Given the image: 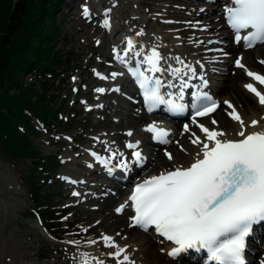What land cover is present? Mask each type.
<instances>
[{"label": "rangeland", "instance_id": "374dc122", "mask_svg": "<svg viewBox=\"0 0 264 264\" xmlns=\"http://www.w3.org/2000/svg\"><path fill=\"white\" fill-rule=\"evenodd\" d=\"M85 2H88L92 7L91 20H87L82 16V7ZM166 2L171 4L169 8L176 9V6L173 5V3L176 4V0H62L55 10V21L58 23V26L56 27L54 49L65 54L69 52L68 56L71 61L62 62L60 64L62 67L57 69L60 77L59 80L64 79V83H61L57 77L52 84L51 79H48L49 83L46 86L50 85L52 87L50 94L54 92V95H56L54 98L55 106H58L62 102L57 114L58 119H65L68 115L69 117L74 115L72 119H75L76 122L73 123L74 126L72 128L67 130L62 129L63 132H58L57 129H49L48 124L44 123L41 117L30 114L31 123L37 130V133L29 136V140L38 149L42 157L53 155L58 158L54 157L53 159L58 161L48 168L49 174H47L48 180H46V185L50 191L51 188L56 191L54 193V203L63 204L62 206L65 207L66 215L60 221L64 224L67 223L68 226L65 229L56 225L57 227L53 230L49 228V234L44 230L37 216L29 214L32 202L27 191L25 179L29 173V167H33L30 163L31 159L30 157L15 159L0 146V241L4 243L8 235H11L10 241L16 238V240H23L25 246L20 245L18 247L19 245H11L10 250L15 251V253L24 254L26 256L24 259L43 261L55 260L59 257L60 260H77L76 258L79 257L80 253L87 252L91 257H95L96 259H100L101 257V260L105 264H113L119 258H113L109 253L114 252L116 249L115 247L106 246L103 240V236H111L115 245L125 247L130 252V258L135 261V264H147L146 260L151 258V256H159L160 258L150 260V264H180L168 256V247L160 243L157 238L154 239L149 234V238H151L150 242L141 240L142 243L139 242V244V239H135L131 235L132 232L126 233L123 230L124 226H128L129 224V215L127 214L126 218L127 212L125 210L121 214L115 211L121 202L120 199H112L109 205H105L107 204L105 203L98 209L94 198H76L68 195L65 188L66 184L59 178L60 175L63 176L67 173L76 177L77 174L80 175L86 173V171H90L85 166L80 165V162L89 161L87 153L84 150L85 148L95 149L94 147L97 146H94V143L97 137L102 138L103 142H114L115 139L109 133V130L114 128L122 129L123 133L130 131L132 133L130 136L135 138L140 135V133H136V130L140 129L142 133L145 128L144 122L137 124V118L140 115L134 114H138V112L132 108L126 109L125 96H107V99H105L104 96L97 94L95 91L99 84L94 77L95 71L101 72L100 70L103 67L100 65H104L105 62L108 65H112V63L108 56L101 55L100 53L104 46L99 45L97 41L103 37L105 30L100 20L96 21L95 16L93 17L94 13L98 12L101 5L106 10L120 6L121 12L117 16L121 17L122 20L130 18L127 27H135V24L139 25L143 23L148 29L150 28L149 30L158 31L161 29L160 26L163 21L158 15L160 9H157V7L161 3V8L168 9ZM198 5L195 6V9L198 8ZM216 6L213 4L210 7ZM217 13L219 12L211 10L209 14H204V16L210 15L211 17L212 15H217ZM96 25L98 26L95 28ZM218 29H221L220 33L223 30L221 27ZM171 31L179 34L174 27L171 28ZM173 32L171 33L173 34ZM118 35L119 33L108 39L104 51L110 52L111 41H114L113 38L118 37ZM227 40H230V36ZM229 54L230 58L228 62L231 66L233 64L232 58L235 57V54H231V52ZM66 57L67 55L63 59H66ZM101 60L104 61L101 62ZM258 68L264 70L261 69V65ZM104 71L102 70V73ZM42 74L38 69H33L23 75V81L24 83L34 82L38 90L42 91L44 87L41 85L40 79H44L45 76L43 75L42 78ZM70 74L71 77H69ZM68 85L73 86V90L69 94H67ZM60 90L61 92H58ZM234 91H230L232 95ZM105 102L109 104V107H105L103 110L98 109ZM253 102L246 105L247 108L245 107L244 112H249V110L251 111L252 108L256 107V102ZM221 105L223 106L222 103ZM221 105L220 109L214 113V116L210 117V119H202L198 123L218 118L221 115ZM115 106L118 109H115ZM225 109L226 106H224ZM236 109L238 110V108ZM69 119L71 120V118ZM139 119L141 118L139 117ZM57 120L56 122H58ZM19 124L21 125L22 123ZM173 128L174 132H177L180 126L179 124H175ZM191 135V132H188L182 138L188 140ZM126 138L128 137L124 136L121 140L125 141ZM176 141H178L177 133L173 135L171 141H168L164 146L158 147L156 152L153 153L154 157L162 156L166 149L175 145ZM116 144L118 145V143ZM105 153L107 154L108 151ZM156 165V159H154L150 165L144 167L143 172L147 173L152 168H155ZM38 168L39 166H37ZM94 175L96 174L94 173ZM40 182L42 183V181ZM122 198H124V195ZM118 230H122V233L118 237H115ZM71 241H76L77 243H70ZM90 241H95V243H89ZM261 242L263 244L264 239H261ZM88 245L93 246L90 252L86 249L90 248ZM151 246H154L153 252L152 248H150ZM9 253L11 254V252ZM34 253L37 256L33 255ZM13 257L12 255L6 256L4 258L5 264H21ZM6 259L8 261L9 259L11 260L8 262ZM137 259H139V263L136 262Z\"/></svg>", "mask_w": 264, "mask_h": 264}, {"label": "snow or ice", "instance_id": "6c2138e0", "mask_svg": "<svg viewBox=\"0 0 264 264\" xmlns=\"http://www.w3.org/2000/svg\"><path fill=\"white\" fill-rule=\"evenodd\" d=\"M84 14H88L87 9ZM224 15L233 30L236 43L243 41L245 48H251L264 42V0H230V4L224 9ZM103 24L105 27L110 26L107 19ZM242 30L246 31L243 36ZM133 49V40L127 38L124 56L116 54L115 58L121 63H126L124 57L133 52ZM113 52L117 53V50L113 48ZM134 55L139 56L141 53L135 52ZM162 59L160 53L153 49L151 55L144 57L143 62L148 66V71L158 73L162 71L159 66ZM176 60L177 63H183L179 57H176ZM234 62L236 67L245 70L248 77L264 86V75L248 70L241 57H236ZM260 63L264 64V60ZM139 67L137 64V68ZM185 67L187 72L184 68L169 67L172 74L181 81L175 99L171 98L173 94H169V98L165 99L161 93L163 83L159 78L146 76L142 71L134 73L150 108L167 104L171 111L184 110L183 89L189 87L188 80L197 77V72L191 65ZM116 75L117 73H112L113 77ZM184 76H187V79H184ZM199 78L202 81L201 87H206L208 81L202 74ZM168 86L175 87L174 84ZM244 87L257 97L261 106H264V93L252 83H247ZM95 91L105 90L97 88ZM224 104L231 109L227 115L239 124V131L235 133L238 138H227L228 133L223 130L198 124L200 132L204 133V139L193 133L195 138L191 139V143L200 146L193 160L187 166L172 164L168 169L137 182L125 203L115 209L120 213L130 202L134 212L130 217L133 225L145 231L154 227L156 234L174 244L167 253L169 257L176 258L189 249H203L207 252L208 260L214 264H245L246 238L251 235L254 225L264 223V128H258L257 119H252L246 124L231 102L224 101ZM218 107L219 102L208 92H192V123H197V117L215 113ZM217 123L213 118L212 124ZM248 127L257 130L248 132ZM146 130L153 133V140L168 143V130L158 128L155 124L148 125ZM184 131H189L187 124ZM127 135L132 133L129 131ZM138 144L139 141L136 142V145ZM136 145L128 143L126 146L135 148ZM164 155L170 162L175 159L167 150ZM118 156L122 157V154L116 152L109 158L97 159L107 164ZM131 157L138 165L143 164L145 159L142 152L135 150L132 151ZM116 167L127 170L129 164L120 159ZM73 195L79 193L74 192ZM103 240L106 246L115 247L116 250L109 255L119 258L116 259V264H135L127 254L126 248L115 245L111 236H103ZM76 259L78 264H93V261L95 264H105L103 260H96L87 252L80 253Z\"/></svg>", "mask_w": 264, "mask_h": 264}, {"label": "bare ground", "instance_id": "6f19581e", "mask_svg": "<svg viewBox=\"0 0 264 264\" xmlns=\"http://www.w3.org/2000/svg\"><path fill=\"white\" fill-rule=\"evenodd\" d=\"M207 2L209 1L208 0H201V1L176 0V4H174V6H176V9L169 8V6H171L169 2H166L168 9H163L161 8V3H160L157 9H160L158 15L161 18V20H163V22L162 25L160 26L161 29H159L158 31L149 30L150 28L148 29L147 26L144 25L143 23L139 25L135 24V27L133 26L127 27L130 18H126L122 20L121 17L117 16V14L121 12L120 6H117V8L115 7V9L108 10L105 12L106 14L104 15V18L105 19L107 17L110 18V22H109L110 26L109 27L104 26L105 31L103 37H101L99 40V45L104 46V48L101 49L100 52L101 55L103 54L111 58L112 51L109 53L104 51L105 45L107 44L109 38L113 37L115 34L118 33H119L118 37L113 38L114 41L111 42L112 48L113 46H117L123 49L127 45V38H131L133 40L134 48L136 50L140 49L141 47H147L148 45L151 44H153L154 46L156 45L160 48L161 51L164 50L163 59L166 62V64L176 65L175 67H177L178 65L179 67L184 68L185 72H187L185 65H191L192 67H194V69H197V74L202 73L203 75L212 78L213 79L212 92L215 97L220 99V104L216 112L218 111V109H220L221 103L223 104V106L221 105L222 106L221 115H219L218 118L215 119L218 122L216 125L212 124V120L209 121L207 120V121H203V123H198V121H200L204 117L196 118L197 120L196 124L192 123L193 118L188 119V126H189L188 132H191L192 134L188 138V140L182 138L184 134L188 132H185L181 128L177 130L178 141H176L174 145L175 147L172 146L166 149L175 158L174 161L171 162L168 161L167 158L165 157L164 155L165 151L162 154V156L154 157L155 155H153V153L156 151L155 147L158 148V146L161 145L158 143L156 144L152 138L150 139V137H147L146 135L147 132L145 133V130L144 132L141 133L140 129H137L136 133H140V135L134 138L127 135L128 132L123 133L122 129H115V128L111 129L109 130V133L115 139L114 142H109V141L103 142V139L100 137H97L96 139L93 138L95 139V144H99L102 147L110 148V154L108 155V157L112 155V153H116V152L121 153L123 157L126 154L127 149H129L126 145L128 143H132L136 145V142L139 141V144L136 145L135 148H132L130 150V158L132 151L136 149H141L144 150L145 153L148 155V158L144 159L143 165L146 163L150 165L154 159H156L157 165L156 167L154 166L155 168H152L147 173L141 175L140 178L137 179V181L143 180L144 178L150 175L157 174L159 171L163 169H168L172 164H181L187 166L193 160L196 153L199 151V147H200L199 145H193L191 143V139L195 138L193 136V133L199 136L202 140L204 139V133L200 132L199 128H196L198 124H203L209 127L210 129L216 128L217 130H223L228 133L227 138H233V139L238 138L235 136V133L239 131V124L237 122L232 121L231 118L227 115V113L230 112L231 109L227 108V106L224 104V101H229L235 108H238V110L237 109L236 110L241 115V117L246 122V124L250 123L252 119H257L259 121L258 128H264V106H261L259 104L257 97L254 94L250 93L244 87V85L247 83H252L262 93H264V86L260 85L254 79L248 77L244 69L238 68L234 65L235 58L241 57L242 63L246 66L248 70L260 71L264 74V70H258L259 65H261L262 67L261 69H264L263 67L264 64L260 63V61L264 60V42L255 44L251 48H244L243 46L240 48L238 46L239 43L234 44L232 38L230 41L227 40L228 34L225 33H227L228 30H227V26L225 25V19L224 21L222 20L223 19L222 17H224L223 16L224 10L218 8L219 13H217V15H212L211 17L210 15L204 16V14H209V11H211V9L209 8L210 5H206ZM198 4L199 5L204 4V8L201 9V7ZM197 5L198 8L195 9V6ZM189 8L192 9L187 10ZM97 26L98 25H96L95 28ZM173 27L175 28L176 32H178L179 34H176L173 31H171V28ZM218 27L224 28V30H222V32L220 33L222 35H219L221 29H218ZM171 32H173V34ZM213 39H215V41H213ZM230 52L231 54L232 53L235 54V57L232 58L233 64L231 66L229 65L228 62L230 58V54H229ZM224 53H227L228 55H224ZM176 57H179L183 63H177ZM201 65H203V67H201ZM100 66L105 68V72L107 76L100 74L97 75V73H94L97 82H99L97 88L104 87V84L108 83L109 79L116 77V76L115 77L112 76V73L115 72L108 71V66H106L105 64ZM234 87H235V91H234ZM231 90L234 91L233 95L232 92H230ZM253 101L256 102L257 104L256 107L252 108L251 111L249 110V112H244L246 105L252 103ZM224 106H226L225 109L226 111L224 110ZM125 107L126 109L127 108L130 109V103L125 102ZM211 116L212 115L208 116L209 118L207 116L206 117L210 119ZM139 117L141 119H139ZM139 117L137 118L138 119L137 124L148 120L144 114H142ZM256 130L257 128H252V127L246 128V131L248 132L256 131ZM172 132H173L172 128L169 129V134L167 139L170 138ZM124 136L128 137L125 139V141L121 140L122 137ZM116 143H118V145ZM148 144L152 145L151 147L152 151L149 150ZM182 148L184 149L183 151L181 150ZM86 151H88L87 153H89L90 151L94 152L91 149L90 150L85 149L84 152ZM85 165L86 168L88 169L91 167V169L97 170V167L91 162H86ZM83 174H84L83 179L81 178L80 180H78V186L73 185L74 187L70 188L71 190L67 191L68 195L77 198H82V197H85L87 199L94 198L98 205V209H100L105 203H107L105 205H109V203L111 202L110 200L112 199L114 200L116 198L122 200L121 204L125 203L126 199L124 200L122 197L123 194L125 193L126 187L117 188L116 191H107L109 188L106 186L102 178H101L102 180H100L98 176H95L90 171H86V173ZM66 175L70 176L71 174H66ZM72 177L75 178L74 176ZM84 179H86V181H84ZM74 192L79 193V195L74 196L73 195ZM123 230L126 231V233L132 232L131 235L135 239H139L138 243L139 242L142 243L141 240L150 242L151 238H149L148 233L137 230V228L131 224L130 219H129V225L124 226ZM121 233L122 230H118V233L115 234V237H118ZM5 239L6 240L4 241V243H1L0 241V264L6 263L4 261V258L8 255L14 256L13 258L18 260V262H20L21 264H34V263L35 264H78L77 260H71V259L60 260L59 257L55 260H43V261L42 260L37 261V259L29 260L28 258L24 259L26 257L24 254H20L18 252L15 253V251H11L10 246L11 245H16V246L19 245L18 247H20V245L25 246V242L23 240H16L17 238L14 239L13 241H10L11 235H8V237H6ZM88 246L90 248H86V249L88 252H90L93 246L92 245H88ZM153 247L154 246L150 247L152 248V252L154 250ZM168 247L169 249H171L170 246ZM9 252H11V254ZM126 252L130 256L129 254L130 252L128 250H126ZM33 255H35V253ZM158 258L160 257L151 256V258L148 259L146 258L147 264L151 263L150 260L158 259ZM101 259L102 258L100 257V259H96V260H101ZM176 259L181 261V264H184L183 259L180 256H177ZM10 260L11 259H9V261ZM262 261H264V249H260L259 257L255 258V262L257 263L259 262L262 263ZM136 262L139 263L140 262L139 259H137ZM93 264H95V261H93ZM113 264L116 263L113 262Z\"/></svg>", "mask_w": 264, "mask_h": 264}, {"label": "trees", "instance_id": "16d2710c", "mask_svg": "<svg viewBox=\"0 0 264 264\" xmlns=\"http://www.w3.org/2000/svg\"><path fill=\"white\" fill-rule=\"evenodd\" d=\"M61 1L0 0V146L15 159L30 157L34 166L29 167L30 173L26 176L28 194L33 208L48 227L58 221L60 216L55 212L60 209L54 208V189L50 191L46 179L41 177L53 165L55 156L42 157L29 140V136L36 133L30 114L41 117L51 127L70 128L75 121L58 119L62 102L55 106L56 95L50 94V85L46 86L48 79L52 84L60 78L57 72L62 67L60 64L71 61L69 52L54 49L58 26L54 12ZM33 69L43 73L42 78L45 75L40 79L42 91L34 82L23 81V75ZM19 123L23 124L22 128L18 127Z\"/></svg>", "mask_w": 264, "mask_h": 264}]
</instances>
